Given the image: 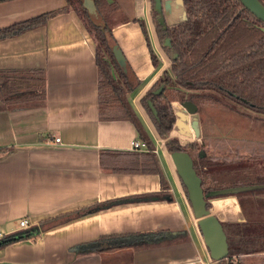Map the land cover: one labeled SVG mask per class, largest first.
<instances>
[{
    "label": "crops",
    "instance_id": "0c3cea01",
    "mask_svg": "<svg viewBox=\"0 0 264 264\" xmlns=\"http://www.w3.org/2000/svg\"><path fill=\"white\" fill-rule=\"evenodd\" d=\"M112 1L119 16L113 39L139 81L126 99L152 144L159 172L107 168L111 161L121 166L129 157L123 154L136 153L131 141L143 140L130 120L100 116L96 42L66 1H0V70L40 69L45 77L42 101L0 108V241L38 229L0 247V264H208L165 139L140 102L170 65L152 23V0ZM46 13L52 15L24 26ZM180 103L171 102L173 112L182 113ZM183 115L177 135L174 123L168 136L198 141L199 114L197 137L190 115ZM219 201L233 202L236 211L224 206L220 212ZM209 202L221 222L245 220L237 196ZM22 218L26 227L19 226Z\"/></svg>",
    "mask_w": 264,
    "mask_h": 264
},
{
    "label": "trees",
    "instance_id": "16d2710c",
    "mask_svg": "<svg viewBox=\"0 0 264 264\" xmlns=\"http://www.w3.org/2000/svg\"><path fill=\"white\" fill-rule=\"evenodd\" d=\"M65 1L67 7L76 12L96 42L100 116L102 119L130 120L146 145L145 151L123 154L129 157L125 158L126 162L119 164L121 166L117 167L118 164L111 161L107 163V168L123 172H159L152 144L126 99L127 93L133 91L139 81L128 78L115 57V49L122 55L111 33L114 22L111 23L110 18L118 12L116 3L112 0H92L96 11V15L92 16L82 0ZM258 1L264 6V0ZM183 3L187 20L165 29L159 24L157 14L151 7L152 23L159 44L162 45L164 37L170 40V47L161 46L170 59L169 68L161 72L140 98L141 105L158 135L167 137L173 127V101H190L197 106L202 104L216 107L230 103L264 116V23L256 19L240 0H183ZM50 15L52 14L46 13L27 20L24 26L33 25L39 19L45 20ZM141 29L149 48L151 62L156 67L158 60L150 49L142 24ZM173 52L176 53L175 58L172 57ZM159 88L160 91L156 92ZM44 97L43 70H0V108L42 101ZM177 129L179 130V125H176L174 132ZM165 147L168 152L185 151L191 156L193 168L201 179L203 192L238 185L216 181L214 187L213 182L212 186H205L208 172L204 169L237 161L248 162L246 157L242 158L238 154H207L201 141L194 140L187 146H180L176 140L166 139ZM187 147L198 149L196 158L187 151ZM201 150L205 152L204 157H199ZM100 163L103 166L102 157ZM251 167L248 165L236 170L246 174ZM183 189L186 194L184 186ZM241 193L243 192L235 196L238 198ZM206 207H209L208 202ZM90 210L92 208L83 210L82 213ZM244 217L245 220L241 222H221L228 253L226 258L214 264H248L243 259L235 262H228L227 259L264 255V217L257 214H244ZM37 233L38 229H32L23 232L17 239L1 240L0 247L12 241L33 237Z\"/></svg>",
    "mask_w": 264,
    "mask_h": 264
},
{
    "label": "rangeland",
    "instance_id": "374dc122",
    "mask_svg": "<svg viewBox=\"0 0 264 264\" xmlns=\"http://www.w3.org/2000/svg\"><path fill=\"white\" fill-rule=\"evenodd\" d=\"M116 18H119V16H114L113 14L110 22H115L117 20ZM167 58L169 59L168 56ZM198 114L201 121L202 138L195 141H201L203 143V148L207 154H238L242 158L246 157L248 164L251 163L250 165L252 166L246 174L241 173V171H230L227 168V171H224V173H221L222 176H219L215 175V172H220V170H225L226 168L217 165V167L210 168L213 170L211 171L212 175L211 172L207 175L205 186H212L211 183L215 178H217L218 182H233V184H238L237 186L264 185V116H259L252 111L230 103H227L226 106L217 107L198 105ZM173 134L177 135V132L173 131ZM163 139L165 141L166 139H174L180 146H187L193 142H182L171 136ZM186 149L196 158L197 148L187 147ZM240 165H242V162L237 166L234 165L233 168H237ZM206 170L209 172V169ZM203 172L205 171L203 170ZM237 202L243 214H249L250 216L257 214L264 217V189L243 192L238 195ZM218 205L221 207L219 209L220 212L224 206L228 207L230 212L233 210L236 211L233 202L219 201ZM206 252L208 251L206 250ZM207 258L208 264H214L209 256ZM238 259H243L248 264H259V262H264V255L233 257L228 258L227 261L235 262Z\"/></svg>",
    "mask_w": 264,
    "mask_h": 264
},
{
    "label": "water",
    "instance_id": "95a60500",
    "mask_svg": "<svg viewBox=\"0 0 264 264\" xmlns=\"http://www.w3.org/2000/svg\"><path fill=\"white\" fill-rule=\"evenodd\" d=\"M152 2V9L156 12L157 20L163 29L184 23L187 20V13L183 0H152ZM240 2L253 16L256 17V19L264 23V6L258 0H240ZM82 3L86 6L92 16L96 15L92 0H82ZM162 45L170 47V40L168 37H164ZM114 51L121 70L128 78L134 79L135 76L127 65L123 55L119 53L118 49H115ZM172 57L175 58L176 53L173 52ZM158 91H160V88L156 92ZM148 105L155 114L150 102H148ZM180 106L182 107V113L178 111L173 112L175 115L174 123L179 125L180 129L182 119L184 118L183 112H186L190 115L191 127L194 130L195 136H199L197 107L189 101L181 102ZM201 155H204V152H201ZM169 157L176 175L180 179L181 184L185 187L191 212L196 219V224L201 233L203 243L208 250L210 260L218 262L226 258L228 248L226 235L223 231L221 221L211 213L210 206L206 207V203L213 198L222 197L226 194L235 196V194L240 192L264 189V185L234 186L203 192L201 179L193 168L191 156L185 151H173L169 152ZM17 238H19V236L9 238V240Z\"/></svg>",
    "mask_w": 264,
    "mask_h": 264
},
{
    "label": "flooded vegetation",
    "instance_id": "af4514ba",
    "mask_svg": "<svg viewBox=\"0 0 264 264\" xmlns=\"http://www.w3.org/2000/svg\"><path fill=\"white\" fill-rule=\"evenodd\" d=\"M190 102V101H189ZM195 105V104H194ZM196 107H197V112H198V106L197 105H195ZM201 152H204L203 150H201V151H199V157H204L205 156V152H204V155H201ZM241 162H242V165H240V166H238L237 168L236 167H234L233 168V166L234 165H239V164H241ZM251 163H249L248 164V162H245V161H237L236 163H230V164H226V165H223L222 167H224V168H226L225 170L223 169V170H220V172H215V175H219V176H222V174L221 173H224V171H227V168L228 169H230V171L232 170V171H237L236 169H239V168H243V167H245V166H248V165H250ZM255 165H256V163H255ZM214 167H217V165H215V166H213V167H211V168H214ZM206 169H209V172L206 170ZM206 169H204L205 171H207L208 172V174L211 172V171H213V170H211L210 168H206ZM211 175H212V172H211ZM217 181V178H215L214 179V181H213V187L215 186V184H214V182H216ZM222 182V181H221ZM225 188V187H224ZM220 189V188H219ZM221 196V195H220ZM224 196H228V194H226V195H224ZM209 203V206H211V204H210V202H208ZM226 222V221H225ZM241 222V221H240Z\"/></svg>",
    "mask_w": 264,
    "mask_h": 264
},
{
    "label": "built area",
    "instance_id": "2783aa9c",
    "mask_svg": "<svg viewBox=\"0 0 264 264\" xmlns=\"http://www.w3.org/2000/svg\"><path fill=\"white\" fill-rule=\"evenodd\" d=\"M54 141L59 143V138H55ZM131 149L135 151H144L146 149V145L143 141L140 140H133L131 141ZM28 225V221L26 218H22L19 220L20 227H26Z\"/></svg>",
    "mask_w": 264,
    "mask_h": 264
}]
</instances>
